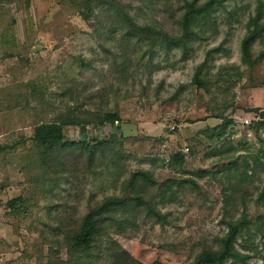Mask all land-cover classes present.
I'll return each mask as SVG.
<instances>
[{"label": "rangeland", "instance_id": "1", "mask_svg": "<svg viewBox=\"0 0 264 264\" xmlns=\"http://www.w3.org/2000/svg\"><path fill=\"white\" fill-rule=\"evenodd\" d=\"M184 2L0 0V255L11 264H126L114 258L121 248L136 261L190 264L203 249L219 247L228 221L243 219L236 246L249 263L264 264V128L252 126L258 116L249 111L264 108V41L253 44L247 62L241 50L257 0H226L227 10L214 12L218 33L192 41L187 58L181 47L125 32L122 12L180 36ZM223 41L211 90L198 88L197 65ZM110 111L119 121L101 124ZM224 118L233 122L219 136ZM56 120H74L64 126L71 142L83 125L96 141L122 136L93 155L70 146L46 156L33 139L35 126ZM176 153L183 163L171 159ZM235 158L239 163H228ZM142 170L152 176L132 184ZM169 180L182 187L162 203ZM136 192L168 214L165 222L147 215L149 205L132 206L123 224L112 222V213L89 250L73 245L92 208Z\"/></svg>", "mask_w": 264, "mask_h": 264}, {"label": "trees", "instance_id": "2", "mask_svg": "<svg viewBox=\"0 0 264 264\" xmlns=\"http://www.w3.org/2000/svg\"><path fill=\"white\" fill-rule=\"evenodd\" d=\"M74 2H91L92 0H73ZM106 3L109 0H98ZM226 0H185L184 2V13L182 14L179 24L181 26L182 34L180 36L173 37L172 35L167 34L163 30H156L152 27L141 26L136 24L128 12L124 14L122 12V20L126 22L125 32L127 35L131 34H140L146 33L149 34V38L153 41H163L167 49H172L173 47H181L182 58H187L190 55V50H192L191 42L197 38L203 39L210 37L206 34L208 31L211 32V35L218 33V26L216 18L214 17V12L221 7L222 9L227 10ZM112 2V1H110ZM82 15L85 19H89L90 16L82 12ZM264 41V0H257L255 7V12L249 15L247 22V32L241 40V50L243 59L245 62L252 60L253 55V44L258 41ZM224 41L217 47H213L207 50L205 59L200 62L195 70L193 75L192 82L198 88H203L206 91L211 90V79L212 75L211 70L214 66V52L221 49ZM264 58V47L260 51L258 59ZM153 58H150L152 62ZM231 69L238 70L239 67L236 64H231ZM249 111H255L258 116V120L254 121L252 126L258 131L264 128V108L254 107ZM101 124L105 125L107 123L115 124L116 121H119L118 115L114 112H105L102 117L99 119ZM74 120H56L51 122H43L37 124L34 130V141L38 147L43 150L44 155H49L50 153H55L59 149H67L70 146H81L88 153L93 155L100 148L106 147L111 144V141L118 139L122 135L120 133H113L110 139L97 140L91 139L86 134L85 125L81 126V137L77 141H68L66 140V135L64 133V126L66 124L73 123ZM233 122V119L227 120L224 118L223 123L217 126L216 131L218 135L221 136L226 133L228 126ZM93 141V142H92ZM231 143V141H229ZM231 146L229 145L227 149H219L218 154H223L226 151H230ZM254 162L260 163L261 156L254 155ZM177 163H183L185 161L184 156L180 153H176L171 157ZM228 163H239L238 158H235ZM245 163H249L245 161ZM228 170H231V166H226ZM152 176L149 171H138L134 172L130 178L132 184L137 185L138 181L141 179H148ZM190 183L196 185L194 179H188ZM182 187L180 182L176 180H169L163 183V193L162 199L160 202L167 203L177 196V191L174 187ZM171 192L175 197L169 196L166 197L165 194ZM19 200H21L19 198ZM17 200L12 201L11 204L15 205ZM148 201L141 195L139 192H136L134 197L126 196H111L106 197L102 203L96 208H92L83 218L80 229L73 238V245L80 250H89L98 236H101L102 231L107 224H105L109 217L114 213V219L112 222H117L118 224H123L128 216V209L130 207H140L148 206ZM158 204L149 205L146 209L147 215L153 217L156 222L163 223L167 219V213H162L157 207ZM119 211V215L116 213ZM111 222V223H112ZM228 232L219 238V247L217 249L208 248L203 249L190 264H228V261H231V264H251L249 263V255L243 253L237 248L238 239L244 228V219L241 221L231 220L227 222ZM121 228V227H120ZM123 232L122 230L120 233ZM244 248H247V245H244ZM120 250V251H119ZM118 253L115 254V259L117 262H125L126 264H166L160 260H155L151 263H145L142 261H136L131 254H129L124 249H119Z\"/></svg>", "mask_w": 264, "mask_h": 264}, {"label": "built area", "instance_id": "3", "mask_svg": "<svg viewBox=\"0 0 264 264\" xmlns=\"http://www.w3.org/2000/svg\"><path fill=\"white\" fill-rule=\"evenodd\" d=\"M116 122H118V121H116ZM245 122L246 123H249L250 122V120L248 119V118H246L245 119ZM0 264H11L7 259H5L4 257H2L1 255H0Z\"/></svg>", "mask_w": 264, "mask_h": 264}]
</instances>
